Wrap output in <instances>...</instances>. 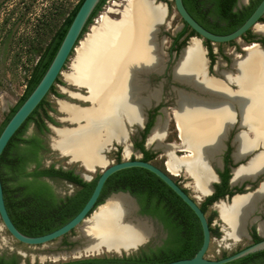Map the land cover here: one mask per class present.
Wrapping results in <instances>:
<instances>
[{"label": "bare ground", "instance_id": "obj_1", "mask_svg": "<svg viewBox=\"0 0 264 264\" xmlns=\"http://www.w3.org/2000/svg\"><path fill=\"white\" fill-rule=\"evenodd\" d=\"M116 13L119 17L113 18ZM166 17V5L156 0H128L122 9L111 8L100 17L77 47L71 70L64 72L65 81L88 90L87 95H71L90 104L80 107L58 101V107L65 115L64 121L83 123L75 128H54L55 149L68 153L91 170L94 165L104 167L108 163L102 152L111 141L124 142L123 121L141 123L143 106L151 104V97L158 98L157 90L149 97L140 94L145 87L140 73L157 71L164 66L156 33ZM255 29L264 34V24L259 23ZM245 49L250 54L246 59L240 55L235 61L239 66L237 74L220 71L223 79L207 76L206 50L200 46L197 37L183 51L184 58L175 65L176 79L211 92L208 98H200L193 91H179L174 117L187 152L178 156L173 146L166 147L169 169L174 173L180 169L186 171L198 192L207 191V183L212 177L208 161L218 153L234 120V105L240 111L241 124L248 129V133L242 131L236 135L235 157H242L258 143L264 145V51L258 48V43ZM229 82L236 84L237 89L228 87ZM166 121L159 117L150 143L163 140ZM130 155L131 149L127 145L125 157ZM263 167L264 150L247 165L236 169L234 182L253 177ZM261 195H264V183L254 193L235 197L231 204L222 201L217 204L230 226L227 237L242 235L246 217ZM134 211L128 195L110 197L84 222V232L92 240L83 250L97 253L100 245L135 246L154 236L155 228L150 221L137 218Z\"/></svg>", "mask_w": 264, "mask_h": 264}, {"label": "trees", "instance_id": "obj_2", "mask_svg": "<svg viewBox=\"0 0 264 264\" xmlns=\"http://www.w3.org/2000/svg\"><path fill=\"white\" fill-rule=\"evenodd\" d=\"M105 1H100L81 36L84 35ZM183 1L188 11L196 20L210 31L218 34H228L236 30L248 19L258 5V1L255 0L256 3L253 6H243L242 8L237 6L238 0ZM82 2L83 0H79L70 12L67 24L54 34L49 44L39 56L31 71L24 94L1 123L0 134L45 74ZM260 20L263 21L264 16ZM188 30H190V35L197 34L187 24L182 34ZM251 34L252 29L248 30L242 38H251ZM259 41L264 44L263 37ZM206 44L209 47V56L213 64L216 55L212 49V42L206 40ZM58 81L59 78L56 80V83ZM54 87L55 85L52 89ZM45 103H47L46 97L12 137L0 156V174L3 179L5 200L10 215L17 227L25 234L31 236L51 232L72 219L89 199L98 179L85 181L79 174H73V171L62 172V170H55L53 166L51 168L39 169L42 158L41 151L45 147L40 133L48 129L46 118L51 119V116L46 111L44 116L39 113V110L44 107ZM33 121L37 122L38 132L25 136L29 124ZM153 156L154 154L146 152L144 159L150 160ZM33 163L36 164V168L29 171L28 167ZM54 173L63 174L70 180L82 184L83 188L72 196L66 198L57 197L52 187L47 182L39 179V176ZM111 185L115 188L131 190L138 197L142 206L141 211L158 217L166 225L169 231L168 238L161 245L143 247L137 254L85 257L48 264H163L193 257L199 250L203 243V229L198 216L155 173L142 167H130L112 174L105 183L98 204L102 203L108 196L109 190L107 188ZM186 227L189 228L192 237L197 241V245L194 248L179 247L176 244V242H180V231ZM64 238L66 239L67 235ZM181 241L184 242L185 240ZM262 254H264V250L226 264H253L252 262L260 264L258 260ZM225 256H227L226 253L223 257ZM22 259L23 256L19 253L11 255L0 254V264H20ZM27 264H31L28 259Z\"/></svg>", "mask_w": 264, "mask_h": 264}, {"label": "rangeland", "instance_id": "obj_3", "mask_svg": "<svg viewBox=\"0 0 264 264\" xmlns=\"http://www.w3.org/2000/svg\"><path fill=\"white\" fill-rule=\"evenodd\" d=\"M127 1L128 0H107L82 36L81 41L90 34L93 26L97 25L100 17L104 13L109 12L111 8L122 9ZM78 2L79 0H0V125L5 119L6 115L24 94L28 79L35 63L60 27L64 17V14L61 15V5H63V8L66 7L67 13L69 15ZM160 2L166 5L168 14L166 17V23L160 26L161 31L159 32V35L161 38H164L166 51L164 60H166V62H168L169 66L171 67L175 63L174 56H171V58L169 57L171 55L169 48L172 43V37L184 28V23L174 10L172 0H160ZM55 4L58 7L56 15L53 14ZM242 5L243 3L240 1V6ZM112 17L118 18L119 14H113ZM260 23L264 24V20ZM188 34H190V30H188ZM252 34L258 35L255 30H252ZM249 42L250 41H248V39L239 38L228 43H212V49L216 55L215 61L212 64L208 54L209 47L206 44V40H203L202 44L207 50L206 55L209 59V67L211 71H213V75L223 79L220 74V71L223 70L231 71L232 74L236 75L237 66L234 65V63L240 58V55H245L246 52L244 47L248 46V44H250ZM187 44L188 43H186V45ZM79 45L80 43L78 46ZM75 55L76 51H74L67 65L65 66L63 74L60 75L59 81L55 85V88L60 89V86L68 85L65 81L64 72H69L71 70L72 63L74 62L73 60H75ZM216 67L217 72L215 71ZM163 76L165 75L163 74ZM150 80L153 82V84H156L158 82L157 75L152 74L150 76ZM171 84L172 82L164 83L162 90L164 91V100H166L165 105L167 107L170 106L174 108V104L172 103L174 95L171 92ZM231 86L233 88H237L235 84H231ZM70 89L78 90L73 88ZM78 91L86 94L84 89ZM72 101L82 106H89V102H84L81 100ZM47 103L54 105L55 111H53V114L58 115V104L52 93L47 97ZM47 103L45 104L48 106ZM42 110L43 108L39 110V113H42ZM168 116L169 119H171L170 127L173 130V133L171 132L169 134L168 140L178 142L180 140L174 131V128H176L175 123L177 124V122L174 120L175 117L173 115V109L168 110ZM50 122L51 121L46 119L47 124H50ZM38 130L37 122L33 121L29 124L25 136H30L34 133H37ZM46 135L48 136V140L51 141V136H55V133L50 129ZM181 153L184 152H178L177 154ZM108 155L110 164L117 162L115 156L112 153H108ZM134 156L140 158L141 153L134 151L129 157L133 158ZM121 158L126 159L125 151ZM166 160H168L166 153L159 151L154 154V159L152 162L162 169H167ZM42 164L44 166L55 164L57 166L73 167L79 172H86L84 166H82L80 162H71L67 157L58 155L57 151L51 148L43 155ZM100 172L101 168H98L97 171L91 172V174L95 176ZM182 173L183 172L180 171L175 177L180 178ZM53 183L61 195H64L71 189V186L63 181H55ZM185 185L191 189V194L195 196L200 194L194 190L192 179L189 175L185 180ZM103 202H105V199ZM150 223L155 228V235L150 237L151 239L149 238L144 245L140 246L138 251L131 253L130 255L139 253L143 247H155L163 243L165 235L163 229L157 224L156 221H150ZM221 241V239H213V242L207 252V256L209 258H221L225 253L229 255L247 244L244 239H240L236 241L233 246L221 248L218 245ZM66 242L72 244H67ZM225 242H234V240L233 238L227 237ZM85 246L86 239L82 234L81 228H76L71 233L67 234L66 239L62 237L43 245L22 244L9 234V232L3 226L2 220L0 218V254L11 255L13 253H19L23 256L20 264H27V259L31 264H48L54 263L56 260L57 262H60L85 258V255L89 254L83 250ZM79 250L81 253H79ZM78 255L82 256L80 258H74ZM94 256L104 257L114 255L107 253L106 251H101L98 255L97 253H94L90 254L88 257Z\"/></svg>", "mask_w": 264, "mask_h": 264}, {"label": "water", "instance_id": "obj_4", "mask_svg": "<svg viewBox=\"0 0 264 264\" xmlns=\"http://www.w3.org/2000/svg\"><path fill=\"white\" fill-rule=\"evenodd\" d=\"M100 1L101 0H83L82 4L80 5L78 11L76 12V14L74 16L69 28L67 29V32H66V34H65V36H64L56 54H55L51 64L49 65L48 69L46 70L45 74L43 75V77L41 78V80L39 81L37 86L34 88V90L27 97V99L23 102V104L14 113V115L8 121V123L6 124V126L3 129L2 133L0 134V156L3 154L6 146L8 145V143L12 139V137L16 134V132L20 129V127L25 123V121L32 114V112L37 108V106L41 103V101L48 95V93L50 92L51 88L55 85L56 80L60 77V75L63 74V70H64L65 66L67 65V63L70 60L74 51H76L78 44L81 42V39H82L81 35L83 34V31H84L91 15L93 14L94 10L96 9V7L100 3ZM172 1H173V5H174V10L179 15L181 20L184 22V25H186V24L189 25L190 28L197 33L196 36H193L192 38H190L189 43L193 42L194 37H197L200 40V46L202 48H205L202 44L203 40H209L214 44L228 43V42L237 40L239 38H242V36L245 33H247V31L250 29L255 30V32L258 35L264 36V34H261L260 32H258L255 29L256 26L261 22L260 19L264 16V0H261V2L255 8V10L252 12V14L248 17V19L240 27H238L236 30H234L233 32L228 33V34H218V33H214L212 31H210L209 29L204 27L198 20H196L193 17V15L186 8L183 0H172ZM247 1L248 0H245L244 2H247ZM159 26L160 25H158L157 29L159 28ZM254 43H258V48L260 50L264 51V47L262 46V44L260 42L253 41L248 45L251 46ZM188 46H189V44L187 46H185L184 48H182V51H181L178 59L176 60L174 66H173V71H172L173 80L175 82L185 86V87H190L191 89L195 90L196 92H202V93L207 94L206 98H208L211 95V92L209 93L208 91L202 90V89H200V88L196 87L195 85H192L188 82L176 79L174 76L175 65L184 58L183 51ZM205 50H206V48H205ZM244 50L246 53L243 56H244V59H246L247 57H249L250 52L247 51L245 49V47H244ZM206 53H207V50H206ZM163 63H164V65H167L166 62H163ZM234 65L237 66V63L235 62ZM215 71L217 72V67L215 68ZM238 71H239V66H237V72ZM152 72H153V70H150L148 72H142V73H140V75L148 78ZM162 74H163V72H162ZM207 76L208 77L213 76V75H209V59H208V65H207ZM214 77H217V76H214ZM217 78H219V77H217ZM67 84L71 85L73 88H76L78 90L82 88L79 85L70 84L69 82H67ZM227 84H228V87H230L231 89L234 90V88L231 86V84H234V83L229 82ZM235 86H236V84H235ZM64 89L67 90L69 88L65 87ZM78 90L69 89L68 95L73 100H79L75 96L71 95L72 93H79ZM184 91H186V90L184 89ZM189 92L190 91H188V92L186 91V93H189ZM196 92H194L195 95H196ZM190 93H192V91ZM60 100L76 104L80 107H88V106H82V105H80L76 102H73L71 100H68V99L58 98V101H60ZM150 106H151V104L148 105L147 107L149 108ZM238 113L240 115V111L237 112L236 105H234V120H233L230 127H233L234 123H236ZM239 119H240L239 126L241 127V129L238 131V133L242 132V131L248 133V129L244 125L241 124V115H240ZM64 120H65V117L60 119V121H64ZM66 122L67 121H65V124L61 125V126L50 123L49 127L53 131L54 128H75V127H77L83 123L82 121H77V122L68 121L67 123ZM124 123H125V121H123V125H124ZM129 124L133 125L134 123L129 122ZM228 130H229V128H228ZM53 137H55V136H51L50 146L53 150L57 151L58 155H60L62 157H67L69 159V161H71V162H74V161L80 162V161L76 160L73 156L69 155L68 153H64L61 150L55 149V147L53 145ZM112 143H113V141H111L110 147H111ZM108 150H109V147H107V149H104L102 152V155L104 156V158L106 160H108V163L104 167L94 165L93 167H91L92 168V170H91L89 167H86L82 162H80L81 165L84 166L86 172L77 171V173L80 174V176L84 180H87V181H90L93 178V175L91 174V172H95L98 170V168H101V172H100L99 177L97 179L96 185H95L89 199L87 200V202L83 206V208L72 219H70L64 225L58 227L57 229H55L51 232H48V233L42 234V235H37V236L27 235L17 227V225L15 224V222L13 221V219L10 215L9 209L7 207V204H6L3 179H2V176L0 174V218L2 220L3 226L9 232V234L14 239H16L18 242L26 244V245H43V244H46L48 242H51V241H54L56 239L64 237L65 235L71 233L76 228H81L82 234H83L84 238L86 239V245H87L89 242H91L92 238L89 235H87V233L84 232V229H83L84 222L96 211L97 208H99L102 204L106 203L110 197L117 195V194H126L133 199L134 204H135L134 214L137 218L152 221L151 217L146 216V215H142L139 213V208H140L139 203L128 192L113 193L105 199V202L98 204L100 195H101L102 190L104 188V185H105L106 181L108 180V178L112 174H114L120 170L130 168V167H142V168H146V169L152 171L158 177H160L191 207V209L198 216V218L201 222V225H202V229H203V243L193 257L178 259V260L170 261V262L163 263V264H226L228 262L242 258V257L247 256L249 254L264 250V240H262V241L250 244V245H248V246H246L240 250H237V251H235V252H233V253L225 256V257H221L218 259L209 258L207 256V252L209 250L210 243L212 240V234H211L210 223H209V220L207 218V215H206L205 211L201 208L198 201L194 197H192L184 189V187H182L172 177V173H170L169 171H167V172L164 171L162 168L155 165L152 161H148V160L141 159L138 157H135V158L127 157L126 159H122L121 161L114 162V163L110 164L109 159L107 157V151ZM253 151H254V147H253V149L247 151V153H251ZM258 154H259V152L254 153L249 158L247 163L239 164L235 168V170L241 166L247 165L251 161V159ZM216 157H217V154L215 155V157L211 158L210 161H213L214 158H216ZM239 160H240V158H238V159L236 158V161H239ZM210 161L208 164V168L210 169V171L214 177V171L211 168ZM257 174H258V172L253 177H249L248 179L255 180L257 177ZM213 177L207 183L208 191L204 194H208L211 192V190H212L211 189V181L214 179ZM250 193L251 192H248L246 194L245 193L244 194L243 193H237L231 198V201H229V202L224 201V202L227 204H231L233 202V200L235 199V197L242 196V195H248ZM252 193H254V192H252ZM254 210H255V208L247 215L246 220L244 222V226H243V233L240 237L233 238L235 241L240 240L243 237V235L246 233L247 222H248V220H249V218H250V216ZM217 211H218L219 219L224 223V225H225L224 229L227 232L228 229L230 228V226H229V224H227L224 221V219L220 213V210L218 208H217ZM146 241L138 243L135 246L133 245V246H128V247H125V246L108 247L105 245H100L99 246L100 248L97 252V255L100 254L101 251H106L107 253H110L114 256L130 255L131 253L138 251L140 246L145 244ZM90 254H94V253L86 254L85 257L90 256ZM81 256L82 255H78V256H75L74 258H80ZM54 262H57V260Z\"/></svg>", "mask_w": 264, "mask_h": 264}, {"label": "flooded vegetation", "instance_id": "obj_5", "mask_svg": "<svg viewBox=\"0 0 264 264\" xmlns=\"http://www.w3.org/2000/svg\"><path fill=\"white\" fill-rule=\"evenodd\" d=\"M106 1H105V3H106ZM240 1L241 0H238V3H237V6L239 8H242L243 6H253L256 3L255 1H258V4L261 2V0H255V1L254 0H248L247 2L241 1L243 3V5L240 6ZM156 2H160V0H156ZM56 4L54 5V13H53L54 15H56L57 11H58V7ZM63 14H64V17L62 19L61 25L58 28V30L67 24V20H68V16H69L67 13L66 7L63 8V5H61V15H63ZM166 21H167V18L165 19L164 23H166ZM160 26H162V23L160 24ZM160 26H159L158 31L156 33V41L158 43V47H159L161 53L163 52V56H165L166 51H165V45H164V38L163 37L161 38L159 35V32L161 31ZM184 29H185V25H184V28L180 32H178L177 34H175L172 37V43H171V46L169 48V52L171 55L169 57L171 58V56H174L175 62L178 59V57L182 51V48L187 46L189 44L190 38L195 36V35L188 34V31L182 34V31ZM251 35H252L251 38L250 37L248 38V41H250L249 43H251L253 41L258 42L260 38H262V37L264 38V36H261V35H256V36H254L253 34H251ZM186 43H188V44L186 45ZM260 43L262 44V46H264V44L262 42H260ZM208 54H209V51H208ZM164 62H166V60H164ZM166 63H167V65H164L163 67L161 65L159 70H157V71L153 70V72L149 75L148 78L140 75L141 80L145 83V87L143 89H141L140 94L143 97H149V95H151V93H153L155 90H157V92L159 93L158 98L151 97L150 98L151 106L149 108L147 106L143 107L144 110L142 109V119H141L142 121H141V123H134L133 124L134 126H133L132 124H129L128 121H125V123H124L125 131H126L125 140L123 143L113 141L111 147L109 145V150L107 151V157L109 156L108 153H112L115 156V159L117 162L121 161L122 160L121 156L123 155V153L125 151V147L127 145H129V148L131 149V153L134 151L140 152L141 153V157H140L141 159H144L146 157V152L149 154H155L159 151L162 153H166L167 159H168V154H167V150H166L167 146H173L176 154L178 152H184L181 154H177L178 156L186 155L187 149L183 147V144H182L183 142L180 138V134H179L176 123H175L176 128H174V131L176 132V135L180 141L175 142V141H169L168 140L169 134L171 132L173 133V130L170 127V120L171 119H169L168 110L173 109V115H174V108L176 106L177 97H178V93L180 90L184 91V89H185L187 92L193 91V93L196 91L191 89L190 87H185V86L175 82L173 80V74H172L173 66L175 63L171 67L169 66L168 62H166ZM162 72L165 76H163ZM152 74L157 75L158 82L156 84H153V82H151V80H150V76ZM209 74L213 75V71H211L210 67H209ZM167 82H170V83L172 82L171 92L174 95V97H173L174 99L172 102L174 104V108H172L170 106L167 107L165 105L166 100H164L165 96L163 95L164 91L162 90V86L164 85V83H167ZM56 84L57 83H55V85ZM65 87H68L69 89L73 88L69 84L67 86H60V89H57L55 87L53 89L51 88L50 92L46 96V99L52 93L57 104H58V98H64V99H68V100L72 101L73 99L68 95L69 89L65 90L64 89ZM73 89H76V88H73ZM81 89H84V88H81ZM81 89H79V90H81ZM234 89H236V88H234ZM84 91L86 94H84L82 92H79V93L82 95H87L88 91L86 89H84ZM196 95L199 96L200 98L201 97H203V98L207 97V94L202 93V92H196ZM78 101H80V100H78ZM84 102H86V101H84ZM42 108H43V110L41 111L42 112L41 115L44 116L45 113L47 112L48 115L51 116V119L46 118L49 121H51L50 123H53L55 125H60V126L65 124V121H60V119L65 117V115H64V113H62L59 110V107H58V112H59L58 115L53 114V111H55V107L52 104H48V106L46 104H44V107H42ZM236 108H237L236 109L237 112H239V109L237 106H236ZM159 117H164V120H167L166 121V127H165L166 128L165 137L163 138V140L161 139V141L159 143H157V142L150 143L149 142L150 135H151L153 128L155 127ZM239 118H240V115L238 113L236 123H234L233 127H229V130L226 131V133H225V135L221 141V145L219 147L217 157L214 158L213 161L209 160L211 168L214 171V177L212 175V177L214 179L211 181V189L212 190L210 193L204 194L208 191V186H207L206 192H204V193L199 192L200 194L197 196L191 194V192H190L191 189L185 185V180L188 176V173L186 171H184L183 169H180V171L183 172L182 173L183 175L181 174L180 178H176L175 176H177V174L180 171L177 173L172 172L168 167V164H167L168 160H166L167 169L166 168H165V170L163 169L166 172L169 171L170 173H172V177L182 187H184V189L192 197H194L198 201L201 208L203 210H205V213H206L207 218H208L209 223H210L211 234H212V240H211L210 246L213 242V239H215V238L222 240L218 244L219 247H221V248L230 247L236 243V241L234 239H233L234 242H225V239L227 238V236H226L227 232L224 229V226H225L224 223L219 219V215H218V211H217V203H219L220 201L229 202V201H231V198L237 193H243V194L245 193L246 194L248 192H251V193L256 192L260 189V187L264 183V167L258 171V174H257V177L255 180L245 178V179H242L240 181L234 182L235 171H236L235 168L239 164L247 163L249 158L254 153H258V152L261 153L264 150V145L262 143H258L254 147L253 152H251V153L246 152L242 157H240L239 161H236V157H235V151L237 150L236 135H237L238 131L241 129V127L239 126V121H240ZM174 120H175V118H174ZM47 127H48L47 130H44L40 133V136L43 139V142L45 144V147L41 151L42 158H43V155L45 153H47L51 148L50 141L48 140V136L46 135L47 132L51 128L49 127V124H47ZM135 157L136 156H134L133 158H135ZM42 158H41V165L39 166V169L51 168L53 166L55 170H62V172L73 171V174H75V175L78 174L77 170L73 167L57 166L55 164H50L48 166H44L42 164ZM153 159H154V156L148 161H152ZM209 161H208V163H209ZM34 168H36L35 163L31 164L28 167V170L32 171ZM99 174H96L95 176H93V178L90 181L94 180L95 178H98ZM212 177H211V179H212ZM190 178H191V176H190ZM39 179L47 182L52 187V189L54 190V193L59 198H66L68 196H72L83 188L82 184H79V183L74 182L73 180H70L69 178L65 177L61 173L42 175V176H39ZM55 181L56 182L57 181H63L65 183L69 184L71 186L70 191L66 192L64 195H61L57 191V189L55 188V185L53 183ZM85 181H87V180H85ZM192 184H193V179H192ZM114 185H117V184H114ZM193 188L195 191H197L195 189L194 185H193ZM107 189L109 190V194L107 197H109L113 193H119V192L130 193L137 200V202L140 205L139 213L142 215H146V216L151 217L152 221H156L157 224L163 229V231L165 233L164 241L168 238L169 231L166 228V225L158 217L151 215V214L143 213L141 211L142 206L138 200V197L136 195H134L131 190L122 189V188H115L112 185L108 186ZM130 199L132 200L133 205H134V209H135L134 201L131 197H130ZM228 238H230V237H228ZM241 239H244L247 244H245L243 247H240L239 250L250 245V244L264 240V195H261L258 198L255 210L253 211V213L251 214V216L247 222L246 233L243 235V237ZM181 240H185V241L183 242ZM164 241H163V243H164ZM179 241L180 242H176L177 246H179V247L194 248L197 245V241H195V239L192 237L191 233L189 232L188 227H186L182 231H180V240ZM258 261H260V264H264V254H262L259 257ZM252 263L254 264L255 262H252Z\"/></svg>", "mask_w": 264, "mask_h": 264}]
</instances>
